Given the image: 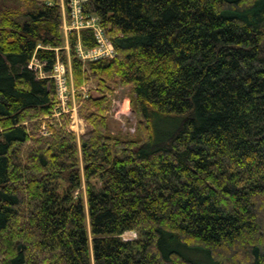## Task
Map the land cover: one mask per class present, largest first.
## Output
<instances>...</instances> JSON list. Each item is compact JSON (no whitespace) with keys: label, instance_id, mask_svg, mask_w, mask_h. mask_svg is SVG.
Listing matches in <instances>:
<instances>
[{"label":"trees","instance_id":"16d2710c","mask_svg":"<svg viewBox=\"0 0 264 264\" xmlns=\"http://www.w3.org/2000/svg\"><path fill=\"white\" fill-rule=\"evenodd\" d=\"M62 13L0 4V264H264V0H85L115 55L90 65L103 97L80 142L43 135L56 88L29 68L63 54ZM118 84L125 138L107 123Z\"/></svg>","mask_w":264,"mask_h":264},{"label":"rangeland","instance_id":"374dc122","mask_svg":"<svg viewBox=\"0 0 264 264\" xmlns=\"http://www.w3.org/2000/svg\"><path fill=\"white\" fill-rule=\"evenodd\" d=\"M60 1L63 12V26L61 28L62 45L60 48H57V51L59 52V50H62L63 54H60V52L57 53L58 60L55 64V67L57 69L55 70L54 67L51 73L45 74L41 71L42 65L39 64V62L33 61L32 66H34L33 69L36 70L37 76L39 78L48 77L52 79L56 88L55 105L51 111L50 116L40 119V121H44L42 126V130L44 131L43 135H50V129L52 128H60L67 133L73 134L76 141L80 142L82 136L93 130L91 121L87 119V110L85 108L86 105L84 103L90 98L98 99L103 97L102 92H100L99 90L98 82L92 78L89 79L90 65L99 60H109L114 57L115 53H113L114 55L111 58L101 57L95 59L94 61H90L89 59L82 60L77 54V51H87V49L81 47L78 41L74 46L75 48L71 49V35L74 34L78 38V34L82 30H91L93 28L97 31L101 30L103 36H105V33L102 28L98 25V21H96L94 25H81L78 23V19H74L72 15H65V2L64 0ZM2 2L3 0H0V4ZM84 2L85 0H83L82 4ZM74 6L75 9L73 10V14L74 16H77V5L74 4ZM67 8L69 10L72 9V7L71 9L69 7V2ZM105 38L107 39L106 36ZM74 55L81 63V70L79 74L81 76L79 86H77V84L75 83L77 81L76 72H74L72 69V56ZM85 77H88L87 81L85 80ZM111 88V91H113L112 94L108 93L105 95V97L110 101L107 117L109 129L111 133L118 135V137L120 138H125L126 136H133L135 134L136 117L134 113H132L130 107V88L120 84L116 86H111ZM47 126H50L49 131L47 130ZM122 238L123 240H134L137 238V233L126 232L122 235Z\"/></svg>","mask_w":264,"mask_h":264},{"label":"built area","instance_id":"2783aa9c","mask_svg":"<svg viewBox=\"0 0 264 264\" xmlns=\"http://www.w3.org/2000/svg\"><path fill=\"white\" fill-rule=\"evenodd\" d=\"M82 2L83 0H70L69 1V7L71 9L70 10V16L72 15V17H74V19H78V23L81 24V25H85V24H95V22L97 21L96 18H91L89 20H86L85 17L82 15ZM74 4L77 5V16H74V12L73 10L75 9V6L73 8ZM71 5V6H70ZM93 32H94V36H95V39H96V42H97V46L93 49H89L87 51H80L78 50L77 51V54L80 56V58L82 60H92L94 61L95 59H98V58H101V57H105V58H111L113 57V53H114V50H113V47L111 46V43L105 38V36H103L100 28L99 30L100 31H97L96 29H91ZM33 62H31L29 64V68H33L34 66H32ZM55 67V66H54ZM57 68L55 67V70Z\"/></svg>","mask_w":264,"mask_h":264},{"label":"bare ground","instance_id":"6f19581e","mask_svg":"<svg viewBox=\"0 0 264 264\" xmlns=\"http://www.w3.org/2000/svg\"><path fill=\"white\" fill-rule=\"evenodd\" d=\"M34 70V69H33ZM81 117V116H80ZM70 123V122H69Z\"/></svg>","mask_w":264,"mask_h":264}]
</instances>
